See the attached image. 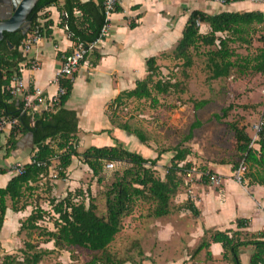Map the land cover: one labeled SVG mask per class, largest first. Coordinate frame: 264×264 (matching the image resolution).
<instances>
[{"label":"trees","instance_id":"trees-1","mask_svg":"<svg viewBox=\"0 0 264 264\" xmlns=\"http://www.w3.org/2000/svg\"><path fill=\"white\" fill-rule=\"evenodd\" d=\"M102 1L98 0L96 4L93 0L85 3H81L80 0H64L62 6H59V0H39L28 17V31L24 34L20 30L4 32L0 40V117L4 116L15 121L7 138L8 149L11 150L16 146L19 136L27 133H32L33 136L31 161L24 164L21 174L14 175L5 187H0V230L8 202L12 211L24 210L28 204L23 200L35 189L36 185L33 184H38L48 175L53 161H58L60 169L58 177L65 178V171L71 164L72 157H79L96 177L97 183L103 181L102 173L106 163H125L129 167L115 175L114 181L104 193L105 215L97 214V207L92 197L86 205L83 199L75 201V195L68 192L62 199H49L48 205L51 212L36 205L31 213L20 221L18 230L19 234L22 231H36L38 238L45 236L42 242L53 241L57 249L72 246L88 250L91 252V257L85 264H123L109 251V245L120 232L123 218L133 212L138 200L153 203L152 216L156 218L170 213L171 199L185 182V171L193 167L190 161L186 162L187 156L192 153L191 148L183 146V142L192 138L193 129L199 125L198 119L190 126L183 142L173 149L174 154L170 158V165L166 168L164 177L160 178L155 175L154 168L165 151L159 152L152 159L129 151L121 144L112 147H90L83 152L77 150L76 114L64 108L76 74L73 79L58 80L59 87L65 92L59 95L57 103L52 108L39 113L25 111L23 102L17 103L8 90L12 78L20 77L18 64L24 58L19 52V47L27 35L37 25L40 26L42 36L51 33L50 19L42 25L38 22L40 13L45 8L57 6L61 14L60 25L68 27L72 33V40L90 44L100 38L102 27L106 23ZM223 1L228 4L245 0ZM75 10L81 12L80 17L74 15ZM120 10L121 7L117 4L115 12ZM199 24L208 25L209 31L205 34L201 33ZM129 26L133 27L134 24L130 23ZM256 34V40L260 44L256 53L252 56H242L237 53L234 45L250 46ZM201 47L207 48L203 54H205V67L210 73V80L227 78L233 73L240 77L264 75V13L223 11L210 15L193 10L189 14L181 38L173 50L165 56L169 57L170 61L180 62L184 68L188 69L193 66V57L200 53ZM92 55L95 56L92 61L94 66L100 57L96 51H92ZM146 69L147 76L144 80L137 81L134 89L120 93L108 105L112 117H115L117 110L124 107L129 100H147L156 106L159 104L158 95H167L175 90L177 86L175 82L169 79H155L161 75V66L157 64L155 57L146 60ZM206 104V100H201L195 102L194 107L198 110ZM233 108L234 105L230 104L222 108L220 114H214L213 118L221 120L227 117ZM259 124L260 128L255 141H252L245 126L238 127L237 122L227 123V126L233 131V150L238 157V161L230 162L232 171L240 162H243L246 166L244 179L247 184L264 186V110ZM117 127L134 134L143 143L147 140L140 129L131 127L127 122L117 124ZM204 171L213 173L206 167ZM6 172L7 170L0 169V174ZM203 181L206 185L208 184L206 177H203ZM77 192L83 198L82 191ZM182 208L189 210L194 216L198 215V210L190 199L186 200ZM46 218L53 223L54 231L38 224ZM247 224V220L238 219L236 230L205 231L192 256L205 250L206 258L212 260L209 246L211 243H219L223 249L221 259L228 260L232 264H241L239 257L241 248L252 246L249 264H264V230L246 236L240 230L246 228ZM53 251L43 249L39 247V244L28 240L24 242V248L20 250L21 258L8 254L2 258L0 264H40Z\"/></svg>","mask_w":264,"mask_h":264},{"label":"crops","instance_id":"crops-1","mask_svg":"<svg viewBox=\"0 0 264 264\" xmlns=\"http://www.w3.org/2000/svg\"><path fill=\"white\" fill-rule=\"evenodd\" d=\"M87 1L80 0L81 3ZM63 2L64 0H59V6H62ZM93 2L97 4L98 0H93ZM119 5L121 10L114 12L111 16L106 36L96 43L93 50L100 57L97 64L92 65V61L95 59L92 52L83 60L73 79L72 89L64 108L74 111L76 114L78 138L76 147L79 152L90 147H112L121 144L125 149L145 157V142H141L134 134L118 128L108 105L120 93L134 89L137 81L146 78V60L148 58L155 57L160 66L170 61L169 57L165 55L173 50L181 38L191 11L199 10L210 15L223 11H261L264 13V3H251L247 0L228 4L220 0H120ZM40 15L41 17L38 18L40 25L48 19L52 21L51 33L42 36L26 54L22 52L20 45L19 52L24 59L18 64L25 90L29 93H32L35 88L43 91L45 102L37 105V109L33 111L38 113L47 108L50 109L49 99L59 89L58 83L54 81L56 71L60 67L63 56L71 53L75 43L78 42L68 37L67 32L60 25L61 14L57 6L52 5L45 8ZM74 15L80 17L81 12L75 10ZM130 23H133L134 26L130 27ZM199 28L203 34L209 31L206 24H199ZM30 58L37 59L39 62L37 68L32 69L26 64L25 61ZM14 98L17 103L21 101L20 97ZM14 124L5 125L4 129L0 131V169L7 170L6 173L0 174L1 188L5 187L14 176L9 170L10 167L19 161H22V164L29 163L33 154V138L31 141L27 136L28 133L19 136L16 146L11 150L8 149L7 138ZM246 131L250 135L248 129ZM194 135L192 133V138L184 142L191 148V151H196ZM250 136L253 139V136ZM172 156L171 154L168 160ZM148 158L153 159L155 156H148ZM163 160L165 159H159L157 166ZM231 166L228 161L225 163L208 161L207 168L213 173L221 175L222 183L218 187L197 184L192 191L191 200L198 210V215L194 216L185 208H182L183 211L185 209V212H179L190 219L191 231L195 234L197 242L202 240L205 231L236 230L238 219L248 221L246 228L240 230L246 236L264 230V186L237 183L232 178ZM75 168L89 170L79 157H72L71 164L65 171L69 178L77 176ZM87 174L89 173L87 172ZM40 183L41 181L38 184ZM33 185L36 187L29 194L38 188L37 184ZM181 193L179 190L175 196L178 194V196H182ZM54 194L55 192H53ZM179 202L184 201L181 199ZM41 207L47 210V207ZM26 208L14 212L8 202L3 226L0 230V256L2 258L8 254L13 255L14 248H21L19 243L22 237L18 233L20 221L24 220L33 209L30 204ZM38 224L40 225V223ZM7 228L9 230L1 234L2 230ZM50 242H52V247L44 244L39 247L58 250L54 247L53 241ZM249 247L252 248V246H247L241 248L242 251L240 250L241 264H243L242 258L247 262L245 251ZM209 250L213 258L217 260L221 258L223 249L219 243H211ZM251 252L250 250L249 255Z\"/></svg>","mask_w":264,"mask_h":264},{"label":"rangeland","instance_id":"rangeland-1","mask_svg":"<svg viewBox=\"0 0 264 264\" xmlns=\"http://www.w3.org/2000/svg\"><path fill=\"white\" fill-rule=\"evenodd\" d=\"M256 37L257 34L253 37L250 46L234 45L237 53L242 56L254 55L260 46ZM199 50L200 53L193 57L194 64L191 68L186 69L177 61H169L161 65V75L155 79H169L177 86L167 95H158V105L153 106L147 100H129L116 112L117 124L127 122L131 127L140 129L146 136L145 157L152 155L156 157L159 152L165 151L162 153L164 155L160 156L165 160L154 168L155 175L160 178L164 177L166 168L170 165L168 157L174 154L173 149L183 142L196 119L199 121V125L193 130L196 151H192L186 158V162L191 161L195 170L193 182L183 183L180 187L182 196L178 194L172 197L170 213L166 216L160 218L152 216L154 204L149 201L141 199L136 202L133 212L123 218L120 232L109 245V251L123 264H232L221 258L207 259L205 250L192 256L200 241L195 240L190 219L179 212H185L182 206L187 199L191 200L196 185H205L204 181L196 180V176L197 173L206 172L204 168H207L208 161L216 163L238 161L233 150V131L227 123L237 122L238 127L245 126L250 135H254L255 126L259 124L264 110V75L240 77L233 73L227 78L212 81L205 67L206 58L203 54L207 48L201 47ZM201 100H206L207 104L197 110L194 104ZM230 104L234 105V108L229 111L227 117L221 120L213 118L214 114H220L221 109ZM183 146L188 147L185 143ZM127 167L128 164L115 162L111 169L104 168L103 181L97 183L96 177L86 169L85 171L75 168L77 176L74 178H69L66 172L65 178L58 177V161H54L48 170V175L37 184V190L27 195L23 201L32 208L36 205L45 206L47 211L51 212L49 199L59 200L71 192L75 195V201L83 199L86 205L92 197L97 207V214L102 216L106 212L104 193L114 181L115 175ZM79 190L84 194L83 198L78 195ZM181 199L184 202H179ZM39 223L42 227L55 230L53 223L47 218ZM8 230L9 228L2 230L1 234ZM19 235L22 237L19 243L21 248H14L13 253L18 258L22 257L20 250L28 240L52 247V242H42L45 236L38 238L36 231H22ZM250 250L252 251L250 247L246 249L247 262L242 258L243 264H249ZM90 257L91 252L88 250L64 246L47 255L40 264H85ZM1 260L2 256H0Z\"/></svg>","mask_w":264,"mask_h":264},{"label":"built area","instance_id":"built-area-1","mask_svg":"<svg viewBox=\"0 0 264 264\" xmlns=\"http://www.w3.org/2000/svg\"><path fill=\"white\" fill-rule=\"evenodd\" d=\"M224 3L223 0H220ZM251 3H264V0H247ZM120 0H103V12L105 15L106 23L102 27L101 36L98 40L90 43L84 44L80 41L75 43L74 50L63 56L60 67L56 71L54 81L58 83L60 78H70L73 79L74 75L77 73L81 62L95 49L96 43L101 40L104 36H106L108 32V23L111 19V16L115 12L116 5L119 4ZM65 31L67 32L68 37L72 38V33L69 31L66 25L63 26ZM42 35L40 33V26L37 25L34 27L31 33L27 35V38L21 43L22 52L26 54L31 48L41 39ZM26 64L29 65L30 68L35 69L39 66V62L35 58H30L25 61ZM9 93L13 97H20L23 102V109L28 112H33L37 109V105H41L45 102L43 91L41 89L35 88L32 93H29L25 90L24 83L21 77L15 76L11 80V84L8 88ZM65 90L63 88L58 89V92L49 99V107L52 108L58 101L59 95L63 94ZM264 93V89H263ZM48 107V106H47ZM14 120H10L7 117H0V131H2L7 124H14ZM260 128V124L255 126V133L253 135L252 141H254L257 137V132ZM114 166V163L108 162L105 165V168L111 169ZM24 164L21 162H16L11 167V172L14 175H19L23 172ZM60 170V169H59ZM195 170L193 167L185 171V183L193 182ZM246 172V166L243 162H240L237 168L232 173V178L237 183L244 185L245 179L244 174ZM203 177H206L208 183L210 181V185H214L216 187L220 186L222 183V177L216 173L209 172H200L197 173L196 180H202Z\"/></svg>","mask_w":264,"mask_h":264},{"label":"water","instance_id":"water-1","mask_svg":"<svg viewBox=\"0 0 264 264\" xmlns=\"http://www.w3.org/2000/svg\"><path fill=\"white\" fill-rule=\"evenodd\" d=\"M39 0H0V40L4 32L29 29V15ZM27 136L32 141V133Z\"/></svg>","mask_w":264,"mask_h":264}]
</instances>
